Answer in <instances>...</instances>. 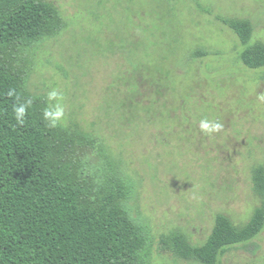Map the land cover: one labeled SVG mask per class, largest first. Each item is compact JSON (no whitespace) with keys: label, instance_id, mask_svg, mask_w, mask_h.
<instances>
[{"label":"rangeland","instance_id":"374dc122","mask_svg":"<svg viewBox=\"0 0 264 264\" xmlns=\"http://www.w3.org/2000/svg\"><path fill=\"white\" fill-rule=\"evenodd\" d=\"M47 1L65 27L22 50L30 90H59L61 122L96 138L93 162L103 150L132 178L152 264H193L160 236L181 229L201 244L217 215L240 225L264 205L253 184L264 163V67L243 63L239 36L219 19H249L252 41H264V0ZM204 118L222 129L202 133ZM220 264H264V229Z\"/></svg>","mask_w":264,"mask_h":264},{"label":"trees","instance_id":"16d2710c","mask_svg":"<svg viewBox=\"0 0 264 264\" xmlns=\"http://www.w3.org/2000/svg\"><path fill=\"white\" fill-rule=\"evenodd\" d=\"M219 19L239 36L243 63L263 68L264 41H252V22ZM64 27L60 10L47 0H0V264H152L154 236L132 203V178L103 150V162H93L89 148L96 138L78 123L47 127L48 102L29 88L22 50ZM10 88L15 96L7 95ZM28 99L21 126L13 106ZM253 184L264 194V163L253 169ZM263 229L264 205L240 225L217 215L201 244L181 229L162 234L159 243L193 264H220L228 247Z\"/></svg>","mask_w":264,"mask_h":264},{"label":"clouds","instance_id":"9594fccd","mask_svg":"<svg viewBox=\"0 0 264 264\" xmlns=\"http://www.w3.org/2000/svg\"><path fill=\"white\" fill-rule=\"evenodd\" d=\"M7 95L10 97L15 96L16 90L14 88L8 89ZM61 99L62 93L59 90L53 88L47 92L46 101L48 102V106L43 109L42 113L47 127H56L64 119L65 108L60 102ZM31 103V99H28L24 103L13 106L14 119L18 125L22 126L24 124ZM222 127V124L218 121H212L207 118L199 120V130L208 136L219 132Z\"/></svg>","mask_w":264,"mask_h":264}]
</instances>
